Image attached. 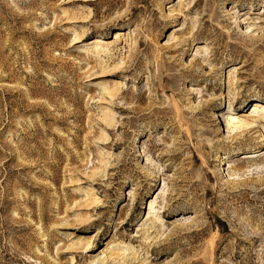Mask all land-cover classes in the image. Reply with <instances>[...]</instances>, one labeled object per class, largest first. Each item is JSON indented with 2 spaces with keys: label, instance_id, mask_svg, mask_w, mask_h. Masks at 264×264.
<instances>
[{
  "label": "rangeland",
  "instance_id": "1",
  "mask_svg": "<svg viewBox=\"0 0 264 264\" xmlns=\"http://www.w3.org/2000/svg\"><path fill=\"white\" fill-rule=\"evenodd\" d=\"M72 1L0 0V264H264V0Z\"/></svg>",
  "mask_w": 264,
  "mask_h": 264
},
{
  "label": "bare ground",
  "instance_id": "2",
  "mask_svg": "<svg viewBox=\"0 0 264 264\" xmlns=\"http://www.w3.org/2000/svg\"><path fill=\"white\" fill-rule=\"evenodd\" d=\"M76 1H78V0H74V1H72V2H76ZM89 0H87V1H84V2H88ZM90 1H92V0H90ZM187 0H180L179 1V4H183V3H185ZM200 1L201 0H194V4H193V6H192V8H195V7H197L199 4H200ZM67 3H69V1L67 2ZM192 8H190V10L189 11H191L192 10ZM188 12V11H187ZM263 14H264V12H263ZM182 16H183V18L185 19V20H188L189 18H188V15L186 16L185 14H182ZM264 16V15H263ZM236 22V21H235ZM264 21H261L260 20V22H257L256 24H262ZM73 23V22H72ZM185 26V25H184ZM251 27L250 28H248V33L251 31ZM253 33V32H252ZM252 33H249V34H252ZM130 33H125V30H120V31H118V32H116L115 33V37H114V39L115 40H123V41H125L126 42V40H125V36L126 35H129ZM190 34V36L192 35V32H190L189 33ZM254 35V34H253ZM253 37H256V35H254ZM78 37L75 35V38H74V41L75 40H77V41H75V43L74 44H76V43H78L80 40H78L77 39ZM94 41H93V45L95 46V45H97V44H102V40H101V37H96L95 39H93ZM194 42V41H193ZM186 43H189L188 41L186 42ZM125 44H127V43H125ZM134 44V43H133ZM130 46V45H129ZM198 46H200L198 49L200 50V53H203V51L204 50H208L207 48V46H201V45H198ZM134 48V46L132 45V49ZM131 49V50H132ZM199 53V54H200ZM94 56H95V58H94V62H97L98 61V59H100V53H99V51L97 52H94ZM203 62H205V60H203ZM127 69H129V67H127V65L125 64V62H124V59H122V61L120 60L117 64H115L114 65V67H113V69L112 70H117L116 72H122V71H126V72H128L127 71ZM111 70V69H110ZM131 70H134V69H131ZM136 70V69H135ZM96 75V74H95ZM194 76V75H193ZM95 78H98V77H92V78H90V79H88V80H94ZM105 91H106V93L108 94V96H110L111 98H119L121 95H123L124 93L122 92V89H119V88H113V89H106L105 88ZM191 92L192 91V88H190V89H188V92ZM232 102H230L229 103V109L232 107ZM204 108V107H203ZM200 111H202V112H200ZM107 113H109V110H107ZM197 114H203V109L202 110H199V112L197 113ZM243 117V116H242ZM217 118H220L219 116L217 117ZM225 122H226V124H227V127H229V129H228V132H229V134H228V136H227V138L230 140V139H232V141H234L235 139H237V136L235 135V134H238V133H250V132H260V143L262 142V141H264V101L263 100H256V101H254L253 102V109H252V111H251V115L250 116H246L243 120H240L239 122H236V123H234L233 121H231V119L230 120H225ZM184 123V122H183ZM183 123H181V124H179V125H181V127H182V129H183V127H184V124ZM186 125V124H185ZM232 125H236V126H232ZM238 125V126H237ZM189 127V126H188ZM233 127H235V129L234 130H236V129H238V131L239 132H234L233 130H232V128ZM189 129H190V127H189ZM191 130V129H190ZM207 132V131H206ZM240 151V150H239ZM260 153V152H259ZM258 153V154H259ZM244 156H249V155H247V154H245ZM257 157V156H256ZM218 159L219 160H225L224 159V157H218ZM250 159V157H244V160H249ZM263 160V159H262ZM244 164H245V162H243V163H241V164H239L238 165V167L234 170L236 173H234V174H230V175H228V177L230 178V179H228V181L229 182H231V181H235V180H240V177H239V179H238V177H237V175H239V173L240 172H242L243 171V169H244ZM250 164V163H249ZM226 165V164H225ZM256 165V164H255ZM254 165L252 164V165H250L249 167H247V169H249V168H251V167H253ZM258 167V166H257ZM260 167V166H259ZM258 167V168H259ZM245 171H247V170H245ZM244 171V172H245ZM235 175H236V177L237 178H234L235 177ZM240 176V175H239ZM227 181V182H228ZM164 184V183H163ZM166 184H167V182H166ZM166 184H164L165 186H166ZM243 185V184H242ZM247 190V189H246ZM256 192V191H255ZM257 192L260 194V192L261 191H258L257 190ZM164 193H165V191H162V192H160V194H158V196L156 197V199H155V201H153V202H151L150 203V205H149V211H148V219H151L154 215H155V211H156V209L157 208H159L158 206L159 205H162V202H157V201H159L160 199H163L162 197H164L165 195H164ZM167 193V192H166ZM90 204H94L95 205V207H93V208H98L99 206L101 207L102 205H99L100 204V202L98 201V200H92L91 201V203ZM99 207V208H100ZM166 207V206H165ZM93 208H89V209H87V210H93ZM103 208V207H102ZM162 208V207H161ZM160 208V209H161ZM86 210V209H85ZM99 218L98 219H94L92 222H88V223H85V224H94V223H97V222H99ZM154 232V231H153ZM156 232V231H155ZM249 234V233H248ZM258 239V238H257ZM93 239L90 237V238H84L83 239V244L84 245H86V248H84V249H82V251H81V253H83V254H89L90 252H92V251H95L96 250V248H97V246L95 245V243L92 241ZM113 247H109V249H108V252H109V254H111L112 253V251H113ZM109 254H102V255H99V256H97L96 258H98V260L96 261V262H94V264H101V263H104V262H106L107 260H109V259H111V258H115V254L113 253L112 255H110L109 256ZM128 253H127V250H123V249H119L117 252H116V256L118 257V258H122V259H124L125 257H126V255H127ZM95 258V259H96ZM94 259V260H95ZM93 260V261H94ZM79 263V261L77 260L76 261V259H74V258H72V264H78Z\"/></svg>",
  "mask_w": 264,
  "mask_h": 264
}]
</instances>
